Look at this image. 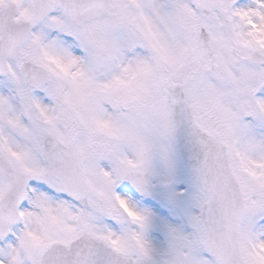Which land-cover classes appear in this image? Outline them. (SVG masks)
Listing matches in <instances>:
<instances>
[{
  "label": "snow or ice",
  "instance_id": "obj_1",
  "mask_svg": "<svg viewBox=\"0 0 264 264\" xmlns=\"http://www.w3.org/2000/svg\"><path fill=\"white\" fill-rule=\"evenodd\" d=\"M0 264H264V0H0Z\"/></svg>",
  "mask_w": 264,
  "mask_h": 264
}]
</instances>
